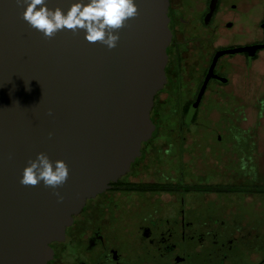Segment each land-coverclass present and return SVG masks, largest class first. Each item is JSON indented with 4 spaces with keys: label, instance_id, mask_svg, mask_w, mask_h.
<instances>
[{
    "label": "flooded vegetation",
    "instance_id": "obj_1",
    "mask_svg": "<svg viewBox=\"0 0 264 264\" xmlns=\"http://www.w3.org/2000/svg\"><path fill=\"white\" fill-rule=\"evenodd\" d=\"M168 3L151 136L47 264H264V0Z\"/></svg>",
    "mask_w": 264,
    "mask_h": 264
},
{
    "label": "water",
    "instance_id": "obj_2",
    "mask_svg": "<svg viewBox=\"0 0 264 264\" xmlns=\"http://www.w3.org/2000/svg\"><path fill=\"white\" fill-rule=\"evenodd\" d=\"M27 2L0 0V264H47L86 200L129 170L154 129L171 39L168 0H135L112 49L83 30L45 37L23 19ZM74 2L46 0L65 12ZM41 152L68 166L56 189L20 182Z\"/></svg>",
    "mask_w": 264,
    "mask_h": 264
},
{
    "label": "clouds",
    "instance_id": "obj_3",
    "mask_svg": "<svg viewBox=\"0 0 264 264\" xmlns=\"http://www.w3.org/2000/svg\"><path fill=\"white\" fill-rule=\"evenodd\" d=\"M137 15L135 0H76L66 12L59 7L49 8L46 0H28L23 19L45 37L65 29L83 30L88 42L99 41L112 49L119 40L118 30ZM68 175L65 161L53 162L41 152L24 167L20 182L25 186L42 182L56 189L67 181ZM56 195L58 200H63L59 192Z\"/></svg>",
    "mask_w": 264,
    "mask_h": 264
}]
</instances>
